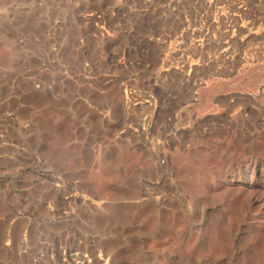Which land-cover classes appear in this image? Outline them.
I'll list each match as a JSON object with an SVG mask.
<instances>
[{"label": "rangeland", "instance_id": "rangeland-1", "mask_svg": "<svg viewBox=\"0 0 264 264\" xmlns=\"http://www.w3.org/2000/svg\"><path fill=\"white\" fill-rule=\"evenodd\" d=\"M0 264H264V0H0Z\"/></svg>", "mask_w": 264, "mask_h": 264}]
</instances>
